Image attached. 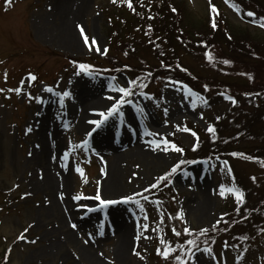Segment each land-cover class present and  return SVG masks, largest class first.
<instances>
[{
  "label": "rangeland",
  "instance_id": "1",
  "mask_svg": "<svg viewBox=\"0 0 264 264\" xmlns=\"http://www.w3.org/2000/svg\"><path fill=\"white\" fill-rule=\"evenodd\" d=\"M81 1L11 0L10 4H6L5 0H0V88L5 89L3 93H0V264H76L79 261L81 256L79 249L69 243L66 238L68 230L79 231L71 227L73 221L69 224L66 221V226L61 229L59 213L54 210L56 207L53 203L56 195L60 198L59 193L43 186L45 168L36 160V153L42 149V146L54 144L56 141L59 148L57 151L50 149L49 154L52 160L56 158L58 160L65 149L71 153L70 160L63 161L69 165L65 168L68 170L69 177V187L66 189L68 208L76 220L81 219L84 225V231L76 236L82 244L89 238L88 234H92V240L98 246L102 264H118L116 255V250L119 248L117 247L118 236L113 231L119 221L125 224L131 233V241L124 254L126 258L124 264H173L171 259L165 261L156 252L158 238L151 228L158 222V207L163 209L165 215L163 225L165 239L171 240L173 244L177 240L183 243L186 237L173 236L171 226L175 224L178 230L182 231L184 225L179 220H168V214L174 216L182 208L191 228L199 229L210 227L221 218L222 213H227L228 216L224 219L235 220L237 223L229 224L227 231L221 224L218 225V231L210 232L214 238V243L210 242V244L218 257L219 264H225V261L226 264H264V231H261L264 229V207L260 206L264 198V165L259 159L233 157L227 152H224L225 157L221 154H213L212 156L219 155L222 159L228 160L232 169L231 175L226 169L221 173L219 166L212 168L208 163L188 166L185 170L191 173L190 177L185 178L182 174H177L173 177V183L167 188L156 189L160 192L159 194L150 192L146 194L149 197L148 201L141 200L149 217L148 221H144L141 218L143 214H140L131 204L120 203L108 206L107 215L114 217L110 223L105 222L104 218L108 216L102 213L103 210L88 214H84L85 210H77V202L71 197L80 193L85 196H94L97 181L100 182L103 198L118 199L133 192L142 191L153 183L156 177L168 171L178 159H188L175 151L170 150L168 153L152 151L150 147L148 151L151 153H148L147 158L132 154L134 152L130 154L134 143H144L153 138L146 135V132L162 133L177 146L181 144L191 150L196 138L191 135V132L177 130L175 125L179 124L181 128L186 125L188 129L195 131L200 137L201 144L203 135H208L210 138V134H206L205 129L212 124L216 128L218 137L212 150L219 146L226 148L225 143L234 141V131L243 130L240 136L251 132L249 126L257 117L256 113L260 104L257 102V96H254L240 98L239 103L233 106L226 96H220L218 93L214 97L207 98V105L198 104L193 111L188 101L183 100L181 92L165 87L167 73L169 77H174L175 72L181 73V70L173 65L171 70L156 71L155 74L152 73V77L144 80L148 87L137 89V91H147L153 99L131 97L134 103L125 105L122 109L125 125L118 123V121L121 122L118 115L110 117L105 122L107 129L104 124L97 133V135L101 134V142L97 138L94 142L88 141L87 151L83 147L76 148L79 142L86 139L87 129L90 127L87 122L88 125L82 129L81 118L85 113L90 114L93 107H100L96 105L98 96L103 99L102 96L114 95L109 85H124L126 79L136 77L144 79L149 72L146 62L151 61L156 66L158 61L149 46V41L146 43L143 41L138 47H131L132 43H126V47L114 46L111 40L114 36L110 29L112 26L106 16V6L111 3V0H86L84 12L80 15L76 14L73 19L72 11L76 10ZM215 2L223 6L235 25L246 26L253 35L264 38V28L245 21V18L226 4L225 0H211L212 4ZM66 9L69 11L67 18ZM209 11V0H186L182 15L189 19L194 16L201 19L207 16ZM145 13L143 9L139 11V21L143 20ZM256 18L259 17L256 16ZM78 25L83 26L89 41L95 37L97 45L84 44ZM69 31L73 35H70ZM155 40L162 47V43ZM96 46H100L102 50L111 46V50L106 55L89 50L90 47ZM71 61L92 65L94 76L88 77L83 74L73 76L76 69ZM185 61H188V58ZM125 65L129 67L125 68ZM5 72L8 74L6 82ZM29 72L37 76V80L31 82V85L28 84L27 79ZM104 73H112L113 76H104ZM133 73L135 75L139 73V76ZM183 75L187 76V74ZM112 77H116V80H112ZM187 78L190 80L189 76ZM22 79L25 80V84L20 94L7 91L9 88L20 86ZM70 80L71 83H69ZM238 82L240 84L241 80L238 79ZM45 86L53 87L54 92L68 90L72 93L70 98H66L63 109L59 106L58 97L44 91ZM28 92H31L34 97H41L42 102L30 100L27 96ZM88 100L91 101L89 106L84 105L83 103ZM137 102L145 107L146 115L142 116L135 110ZM110 104L111 101L106 99V104L101 106V110H106ZM86 106L88 112H85ZM231 106L235 109L232 110ZM164 108L169 109L167 116L163 111ZM200 113H203V119L200 118ZM218 116H221L223 121L217 123ZM93 117L94 115H89V118ZM95 117V119L100 118L96 113ZM166 119L167 125L164 123ZM50 120H53V128ZM245 120L250 121L245 122ZM138 121L140 123H137ZM257 122L259 121L254 120V125L260 127ZM66 124L68 127H65ZM29 127L32 129L30 132L27 131ZM136 130L138 133L133 138ZM173 132L175 135H170ZM263 134L264 132H261L251 138L260 139ZM115 137L117 138L115 141L119 143H116L114 150H107L110 147L109 143H112ZM155 138L159 139V137ZM209 138L208 141L213 142ZM69 140L72 141V145H69ZM202 151V155L210 156L208 154L211 151L210 148ZM128 153L129 156L125 160L124 156L120 161L122 171L119 172L118 188L113 189V193H106L104 187L111 164L118 155ZM161 153L164 155L163 159L160 157ZM76 165L84 169L87 183L75 172ZM101 168H104L105 172L102 173ZM133 173L138 175L133 176ZM253 176H257L255 182L251 179ZM221 183L226 186L234 183L244 192L245 204L241 206L239 214L235 211L237 203L232 194H228L227 199H224L213 191ZM26 193L30 195H25ZM172 197H175V200ZM205 197H207L208 208L205 212H201L199 211L200 200ZM157 200L162 203L157 205L154 203ZM79 203L89 206L98 204L95 200H81ZM253 210L255 211L252 212ZM241 215H247L248 220L242 221ZM138 222L150 224L149 231L143 235L150 236L151 239H145L143 236L138 241L135 239L139 231L136 226ZM101 223L104 224L103 236L98 235V226ZM25 229H27L26 232ZM21 233L26 239H17ZM241 236H246L247 239H238ZM225 242L229 244L227 248L224 247ZM133 249L138 251L140 256L134 255ZM6 254L8 258L5 261ZM197 255L200 256L202 264H217L206 256L199 253ZM238 256L241 257L239 262ZM85 264L92 263L85 260Z\"/></svg>",
  "mask_w": 264,
  "mask_h": 264
},
{
  "label": "trees",
  "instance_id": "2",
  "mask_svg": "<svg viewBox=\"0 0 264 264\" xmlns=\"http://www.w3.org/2000/svg\"><path fill=\"white\" fill-rule=\"evenodd\" d=\"M132 2L136 8L135 13L126 4L122 6L120 3L113 4L111 2L106 6V16L111 23L110 26L112 27L110 29H112L114 35L111 40L116 47H126V43H132L131 47H138L143 41L145 43L150 39L155 41V44L149 43V46L158 61L156 66L155 63L152 64L151 61H147L148 71L155 74L156 71L169 70L161 67V61L172 66L179 64L182 66L181 73L175 72L172 78L187 82L206 99L219 93L220 96L227 97L231 95L239 103L240 98L246 97L244 93L261 94L256 98L260 104L256 113L257 117L254 119L259 121L257 123L260 127H256L253 120L249 126L251 127L249 134L240 136L239 134L243 133V130L234 131V141L225 143L226 148L219 146V148L212 150L216 141L214 143L208 141V135L202 136L201 144L196 151L178 144V146L185 149V157L192 159L197 156H205L206 154L202 155V150L210 148L212 152L210 151L209 155L221 154L222 157H225L224 152L229 154L238 152L244 154L241 155L242 157H257L260 163L264 165V134L260 139L251 138L264 132V38L253 35L246 26L238 27L235 25L223 6L217 2L214 5L218 9V14L209 11V14L201 19L195 18V16L189 19L182 15L186 7V0H152L150 10L147 7L141 8L139 6L141 0H132ZM142 2L145 6L149 4V0H142ZM231 2L235 4V10L245 18V21L250 22L253 19L244 15L247 11L254 12L259 18L264 17V0H231ZM171 7H175L177 12L173 13ZM141 9L146 13L143 20L139 21L140 15L137 13ZM149 15L155 18L149 20L147 19ZM213 16L217 24L215 30L211 27ZM149 24L152 26L151 31L147 28ZM231 29L234 30L231 31ZM145 32H148V35H145ZM148 36L150 37L147 39ZM156 37L160 38L159 41L162 43V47L156 42ZM202 40L207 42L208 50L216 58L214 64L206 60L204 55L206 49L199 44V41ZM110 50L111 46H109L108 52ZM187 58L188 61H185ZM224 59H228L232 63L224 65L222 63ZM182 69H187V72ZM139 73L137 75L133 73V75L139 76ZM244 73L251 74V79L247 75H243ZM183 74H187V76ZM188 76L190 80H188ZM167 77H169L168 73ZM238 79L241 80L240 84ZM205 84L209 86L208 91L203 88ZM231 108L232 110L235 109L232 106ZM220 121H223L221 116L219 120L216 119L217 123ZM248 121L250 120H245V122ZM235 124H237V121H235ZM217 131L220 134V131ZM206 134L209 133L206 132ZM151 192L160 193L156 189ZM260 206L264 207V198L261 200Z\"/></svg>",
  "mask_w": 264,
  "mask_h": 264
},
{
  "label": "snow or ice",
  "instance_id": "3",
  "mask_svg": "<svg viewBox=\"0 0 264 264\" xmlns=\"http://www.w3.org/2000/svg\"><path fill=\"white\" fill-rule=\"evenodd\" d=\"M111 2L113 4L116 3H120L122 6L126 4V6L133 11L134 13L136 12V8L133 6V2L132 0H111ZM6 4H10L11 0H5ZM225 3L228 4L230 7H233L235 9V4H233L231 2V0H225ZM151 4H152V0H149V4L147 6H145L141 0L140 2V7L144 8L147 7L149 10L151 9ZM209 7H210V11L213 14H218V9L216 8V6L214 4L211 3V0H209ZM171 11L173 13L177 12V9L175 7H171ZM139 14V13H137ZM244 15H246L247 17H251L253 18L250 23L256 24L257 26H259L260 28H264V17H260V18H256V14L252 11H247L244 13ZM154 16L149 15L147 17V19L151 20L154 19ZM81 36L83 37V42L86 46L89 45V43H91V45H97V41L95 39V37L91 38V41H89V37L85 34V29L83 28V26L78 25L77 26ZM211 27L213 30H215L217 28V24L215 21V17L213 16V18L211 19ZM148 30L151 31L152 30V26L149 24L147 26ZM145 35H148V32H145ZM157 40H159V37H156ZM178 39H180V37H178ZM150 43L155 44V41L153 40H149ZM200 46L204 47L206 49L204 55L205 58L208 62L210 63H215L216 58L212 55V53L208 50L209 46L207 45L206 41H199ZM89 50H94L97 53H99L100 55H106L108 52L107 48H103V50L101 49L100 46H96L95 48H89ZM127 54V53H125ZM161 55H163V53H161ZM71 63L73 64V66L75 67V71L73 72V76H80V75H85L88 77H93L94 73L92 71L93 66L86 64V63H77L76 61H71ZM222 63L224 65H229L232 63V61L228 60V59H224L222 61ZM125 68H128V65L124 66ZM161 67L165 68V69H172V65L170 64H165L164 61H161ZM177 69H181L182 66H180L179 64L176 65ZM183 71L187 72V69H182ZM243 75H247L249 77V79H251V74H247L244 73ZM148 77H152V73L149 71L147 73V77H145L144 79L140 78V77H136V78H131V79H126L124 82V85H109L110 90L115 93L114 95H108L106 96V99L111 101V104L109 107H107L106 110H93V112H95L100 118L99 119H94L91 121H88V123L94 125L95 127H93L86 135L91 136L94 132H96L97 129H99L105 122H107L109 120L110 117L116 116L118 115L119 118L121 119V123H123V117H124V112L122 111L123 107L125 105H132L134 103L133 99H131V97L133 96H139L141 98H145L148 100H152L153 96L150 95L147 91H137V89H146L148 87V84H146L144 82L145 79H147ZM8 78V74L7 72L4 73V80L5 82L7 81ZM28 84L31 85V82L36 81L37 80V76L31 72L28 73ZM167 83L165 84V87H171L174 88L175 91H179L183 94V100L188 101L189 107L195 111L198 104H202V105H207V99L200 93H198L197 91L193 90V88L191 86H189L187 83H185L182 80H176L173 79L172 77H167ZM112 80H116V77H112ZM72 81L70 80L69 83H71ZM25 84V80L22 79L20 81V86L16 87V88H9L7 89L8 92H14L16 94H20L23 90V86ZM203 88L205 91H208L209 86L207 84L203 85ZM5 91V89L0 88V93H3ZM44 91L48 92V93H52L54 94L56 97H58V103L61 109L64 108L65 106V101L66 98H70L72 96V93L68 90H65L63 92H54L53 87L50 86H45ZM244 95L246 97H252L253 95L255 96H259L261 95L260 93H244ZM27 96L30 100H36L37 103H41L42 102V98L39 96H33L31 92L27 93ZM191 98V99H189ZM227 100H229L232 105H236L238 103V101L231 95H228L226 97ZM159 106V105H157ZM137 112L141 113L142 116L146 115L145 112V107L144 106H140L139 103L137 102V106L135 109ZM165 116H167V113L169 111L168 108H164L163 109ZM200 118L203 119V113H200ZM217 120L220 119V117H216ZM165 125H167L168 121L167 119L164 121ZM65 127H68V125L66 124ZM177 130L180 131H184V132H191V135L193 137L196 138V142L193 144L192 150L196 151L197 148L200 146L199 143V136L195 131H192L191 129H188L187 126L185 125L183 128H181V126L179 124L175 125ZM28 132L32 131V129L29 127L27 129ZM205 131L207 133L210 134V139L213 141V143L218 139L217 135H216V128L214 127V125L209 124L207 126V128L205 129ZM148 136H152L153 138L149 141H147L149 147L152 149V151H163L165 153H168L170 150L171 151H175L176 153H180L181 156L183 157L184 153H185V149L183 147L177 146L174 142L168 140V138L166 136H164L162 133H153V132H146L145 133ZM170 135H175V133H170ZM155 137H159V139L155 138ZM69 145H72V141L69 140ZM88 145V141L85 139L81 142H79L75 147L76 148H81L83 147L85 151H87V146ZM97 155H99V153H96ZM233 157H237V156H241L244 155L242 153H238V152H232L230 154ZM70 156L71 153L68 149H65L62 156L60 157V159L62 161H69L70 160ZM250 160H257V157H252V156H248L247 157ZM55 159V157H54ZM101 159H103L101 157ZM198 163H208L210 165V167L212 168H216L217 166H219V170L221 171V173H223L225 171V169L227 170V173L229 175L232 174V169L229 166V162L228 160H222L219 155L216 156H208L207 158H203V159H185V158H181L178 159L176 161V163H174L170 169L166 172H164L163 174L159 175L158 177H156L154 179V182L151 183L150 185H148L146 188H144L142 191L140 192H133L130 195H125L122 196L118 199H105L102 197L101 194V189H100V182L97 181V190L94 196H85L83 193L74 195L71 197V199L76 203V208L77 210L80 209H84L85 213L84 214H88L91 212H95L98 210H103L106 209L108 206L110 205H117L120 203H123L125 205H133L135 206L136 209H138V212L142 215V219L144 221H148L149 217L146 213V209L144 207V205L141 203V200L144 201H148L149 197L148 195H146L147 193H150L151 190L157 189L159 187H164L167 188L169 185H171L173 183V177L176 176L177 174H182L185 178L190 177L191 173L186 171L184 169V167L182 166H188V165H194V164H198ZM61 166L63 168H68L69 165L67 163H62ZM137 167H139L137 165ZM75 172H77L81 178L84 180L85 183H87V178L85 176V172L84 169L82 167H80L79 165L75 166ZM101 172H105L104 168H101ZM138 175V173H133V176ZM232 179L234 180V177H232ZM251 179L255 182L256 178L255 177H251ZM215 192V194H217L219 197L227 199L228 194H232L235 197L236 203H237V208L235 209V211L237 212V214H239L241 212V206L245 204V198H244V192L236 187V185L233 183L231 186H226L224 183H221L217 186V189L213 190ZM25 195H30L29 193H26ZM60 198L63 199L64 197V193L61 192L59 194ZM173 200H175V197H172ZM81 200H95L98 202V204L96 206H89L87 204H82L79 203ZM154 203H156L157 205L161 204L162 201H154ZM158 212H159V219L158 222L155 224V227L151 228V231L153 233H155L157 235L158 238V247L156 249L157 255L161 256V258H163L165 261H168L169 259L172 260L173 264H202L201 260H200V256H198L197 254L199 253L200 255L206 256L207 258H210L211 261L217 262V264H219L218 262V257L214 254V250L211 247V243H214V238L210 235V232H215L218 231V225L223 224L224 230L227 231L228 230V225L229 224H235L237 223V221L235 220H230V219H224L225 217L228 216L227 213H222L221 214V218L218 219L217 221H215L210 227H202L199 229H193L191 228L190 224L188 223V221L185 219V214H184V210L181 208L177 211V213L173 216L172 214H168L167 219L168 220H179L183 225V229L178 230L177 226L175 224H173L171 226V233L173 234V236L179 238L182 235L184 237H186V239H184L183 243H180L179 240H177V242L175 244H173V242L171 240L165 239V228L163 227V225L165 224V215H164V211L162 208L158 207ZM241 220L242 221H247L248 220V216L247 215H241ZM137 229L139 230L135 239L138 241L142 238L145 239H151L150 236L147 235H143L144 233H147L150 229V224L148 222H144V223H137ZM71 227L73 229L77 228V225L75 223L71 224ZM25 232L27 231V229L24 230ZM261 231H264V229H261ZM104 234V224L101 223L98 226V235L103 236ZM89 240L92 239V234L89 233ZM17 239L19 240H24L26 239V237L24 236L23 233H21ZM238 239H247L246 236H241ZM89 240H85V243H88ZM201 245H203V247H201ZM229 246L228 242H225L224 247L227 248ZM233 247H237L238 245H232ZM179 253V254H176ZM133 254L140 256V253L138 251H136L135 249H133ZM102 255V254H101ZM7 254L5 255V261L7 260ZM143 258V257H141ZM241 259V257H237V261L239 262V260ZM226 264V261H225Z\"/></svg>",
  "mask_w": 264,
  "mask_h": 264
},
{
  "label": "bare ground",
  "instance_id": "4",
  "mask_svg": "<svg viewBox=\"0 0 264 264\" xmlns=\"http://www.w3.org/2000/svg\"><path fill=\"white\" fill-rule=\"evenodd\" d=\"M84 1L86 0H82L81 4L77 6L76 10L73 12L72 11V17L74 19V17L77 15H80L84 12L85 8H84ZM69 11L68 9H66V18L68 17ZM70 35H73V33H71V31H69ZM67 42H70L67 40ZM73 43V42H71ZM103 99L101 98V96H98L97 98V102L96 105H100V107L98 108H94L93 110H101L102 107L106 104V96H102ZM89 102H91L90 100L85 101L83 104L84 105H88ZM89 106V105H88ZM88 112V107H85V112ZM94 115L93 118H89V115ZM90 114L87 115V113H85L82 118H81V127L82 129H84V127H86V125H88V121L94 120L95 117V112H93L91 110ZM88 118V119H87ZM124 121V120H123ZM46 122H48V119H46ZM118 123L120 124L121 122L118 121ZM137 123H140V121H138ZM50 124H52V128H53V120H50ZM105 124V123H104ZM103 124V125H104ZM103 125L97 129L98 131L103 127ZM123 125H125V122H123ZM140 125V124H139ZM138 125V127H139ZM90 126V127H89ZM88 129L87 131H89V129L95 127L94 125L90 124L88 125ZM105 129H107L106 124L104 125ZM90 129V130H91ZM96 130V132H98ZM96 132H94L91 136H88L90 138V140H92L91 142H94L95 139H99L100 142L102 141V138L100 137L101 134L96 136ZM138 133V130L134 131V136L133 138L136 136V134ZM103 135H105L103 133ZM117 138H113V142L109 143V149L107 150H114L115 147L117 146L116 143H119L118 141H115ZM151 140V139H149ZM133 143V142H132ZM53 144V143H51ZM45 145L42 146V149H40V151H38L36 153V157H37V161L38 163L45 168V175L43 178V186H47L48 189L50 190H54L56 191V193H64V197L63 199L61 198H57V195L55 198H53V203L55 205L56 208H54V210L58 211L59 215H58V220L61 221V229L64 228L66 226V221L69 224L70 222H74L77 225V230L79 232H76L75 230H68L66 232V238L67 241L69 243H71L72 245H74L77 249H79L81 256L79 257V261L76 262V264H85V260H88L90 263L92 264H102L101 261V257L99 255V251L97 250V245L95 243V241H93L92 239L89 240L85 239V240H89L88 243H85V240L82 242V244H80L76 234L84 231V225L80 220H76V217L74 216V214L72 215L71 212L69 211L68 205H69V201H68V196H67V192L66 189L69 187V177L67 176L68 170H65V168H63L61 166V164L63 163V161L59 158L57 160V158L55 160L51 159V155L50 153V149H55L56 151L58 150V144L57 141L54 142L53 145ZM108 146V144H107ZM148 143L147 142H140V143H134L133 147L131 149V151L129 152L130 154L132 152V154H138L141 157L147 158L149 156L148 153H151V151H148ZM128 154H124V155H118V157L114 160L113 164H111L110 166V172H109V176L106 179V185L104 187V190L106 193H113L115 189L118 188L119 185V176H120V171H122L120 164H121V160H125L128 156ZM163 153H161V158L163 159L164 155H162ZM125 156V158H123ZM123 158V159H122ZM159 159V158H157ZM62 161V163H61ZM193 171H195L193 169ZM114 189V190H113ZM46 191V190H45ZM48 192V191H46ZM53 195V194H52ZM114 197H109L108 199H113ZM207 197H205L204 199L200 200V207H199V211L201 212H205V210L208 208V206H206L207 203ZM116 199V198H114ZM203 201V204H202ZM82 211H84V209H81ZM67 213H66V212ZM114 217L113 216H108V218H104L106 223H110L111 220H113ZM115 233V235L118 236L117 239V247L119 246V248L116 250V255L118 257V264H124L126 262V258H125V251L128 249L129 243L131 241V233L130 230L127 228V226L125 224H122L121 221L118 222V224L115 226V230L113 231ZM81 258V259H80ZM85 259V260H84Z\"/></svg>",
  "mask_w": 264,
  "mask_h": 264
}]
</instances>
